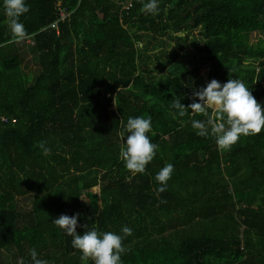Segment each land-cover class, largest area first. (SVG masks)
<instances>
[{
	"label": "trees",
	"instance_id": "trees-1",
	"mask_svg": "<svg viewBox=\"0 0 264 264\" xmlns=\"http://www.w3.org/2000/svg\"><path fill=\"white\" fill-rule=\"evenodd\" d=\"M144 2L26 0L17 38L0 0V253L31 264L35 248L49 264H81L52 223L78 215V234L131 229L123 264H264V131L218 150L191 127L202 114L171 108L173 98L198 102L212 79H240L264 106V0H160L158 15ZM196 29L204 42L185 53ZM157 33L179 43L193 68L178 64L184 72L154 81L138 73L146 53L167 44ZM25 41L36 73L24 67ZM130 116L151 117L158 145L143 174L119 158ZM168 163L174 172L158 193L154 177Z\"/></svg>",
	"mask_w": 264,
	"mask_h": 264
},
{
	"label": "clouds",
	"instance_id": "clouds-1",
	"mask_svg": "<svg viewBox=\"0 0 264 264\" xmlns=\"http://www.w3.org/2000/svg\"><path fill=\"white\" fill-rule=\"evenodd\" d=\"M2 5L10 32L14 37L23 38L26 33L20 17L30 10L26 0H2ZM141 10L158 15L161 11L160 0H147L142 4ZM194 96L198 102H193L188 107L181 103V99L173 98L171 108L180 117L185 116L189 109L192 114H202L205 119H192L191 127L197 136H212L218 150H230L241 136L257 135L264 131V106L257 102L251 90L240 79H229L223 84L212 79L206 87L196 91ZM121 124L123 130L119 133V158L133 175L143 174L158 148L149 137L152 132L151 117L130 116L126 124L122 120ZM125 137L126 143L123 142ZM34 147L39 148L44 156L50 154L51 150L46 141H40ZM173 172V164L168 163L156 173L154 180L158 185V193L167 190ZM78 219V215H60L52 223L72 238V247L81 253V264H87L89 260L92 264H123L121 257L127 249L122 241L131 235V229L124 226L121 229L123 236L113 232H101L96 228L78 234ZM29 255L31 264H49L48 261L38 258L35 248L30 250ZM17 264H24L23 258H18Z\"/></svg>",
	"mask_w": 264,
	"mask_h": 264
},
{
	"label": "rangeland",
	"instance_id": "rangeland-1",
	"mask_svg": "<svg viewBox=\"0 0 264 264\" xmlns=\"http://www.w3.org/2000/svg\"><path fill=\"white\" fill-rule=\"evenodd\" d=\"M179 34L182 36L184 35V33H177L175 35ZM157 35L158 39H165L167 44L164 47H158L155 50H149L145 55V59L139 61L138 63V73L143 74L148 81H154L157 78L164 77L165 75L167 76L184 72L185 69L179 67L178 64H183L186 65L188 68H193V66L188 63V60L186 61V59L190 57L186 56V58L185 53L188 51H190V53H195V49L192 46L195 40L199 43L204 42V36L201 30L196 29L192 30L191 32H188V41L186 43H181V45H185L186 47L185 53L179 50V43L174 42V40L172 41L168 39L169 36L161 33H157ZM155 44L156 43H154L153 45ZM27 45L28 44L26 41L18 43V47L26 55V58L24 59V67L27 71L36 73L38 69L35 63L31 61V56L25 53L28 50ZM173 50H175L176 52L174 53ZM96 191H98L97 188ZM17 200L19 201L21 210H28L31 208L30 201H28L27 199L18 198ZM17 260L18 259L16 257L14 258V250L2 251L0 253V261L4 264H17Z\"/></svg>",
	"mask_w": 264,
	"mask_h": 264
},
{
	"label": "built area",
	"instance_id": "built-area-1",
	"mask_svg": "<svg viewBox=\"0 0 264 264\" xmlns=\"http://www.w3.org/2000/svg\"><path fill=\"white\" fill-rule=\"evenodd\" d=\"M124 9H127V7H124ZM66 17H65V13L63 12L62 14H61V20H64ZM54 26V25H53ZM3 120H5L4 118H3Z\"/></svg>",
	"mask_w": 264,
	"mask_h": 264
}]
</instances>
